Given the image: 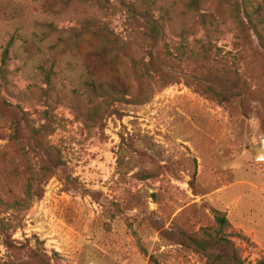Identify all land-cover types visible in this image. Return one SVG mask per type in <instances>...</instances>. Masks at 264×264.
<instances>
[{
	"label": "rangeland",
	"instance_id": "obj_1",
	"mask_svg": "<svg viewBox=\"0 0 264 264\" xmlns=\"http://www.w3.org/2000/svg\"><path fill=\"white\" fill-rule=\"evenodd\" d=\"M214 1L202 9L213 12ZM121 2L0 0V264H205L164 232L208 226L210 209L226 214L227 235L255 264L264 258V168L254 165L264 80H248L246 106L220 104L195 91L198 71L186 60L164 68L172 82L151 75L141 91L123 58L131 94L93 121L89 25L126 40ZM155 2L156 15L170 9L177 27L189 26L180 3ZM216 20L215 45L233 62V24ZM203 38L167 31L166 42L189 48ZM44 144L63 164L48 180Z\"/></svg>",
	"mask_w": 264,
	"mask_h": 264
},
{
	"label": "trees",
	"instance_id": "obj_2",
	"mask_svg": "<svg viewBox=\"0 0 264 264\" xmlns=\"http://www.w3.org/2000/svg\"><path fill=\"white\" fill-rule=\"evenodd\" d=\"M207 1L172 0V5H182L180 17L190 23L185 27L174 24V14L170 9L160 7L162 12L156 15L153 11L155 0L121 2L125 9L124 25L128 34L126 40L117 37L105 26L97 23L89 25L90 50L87 53L91 79L85 83V87L91 102H95L92 107L93 121L106 115L103 111L110 115L114 111L111 108L126 102L127 96L131 94V85L125 79V59L129 63L132 78L141 91L145 85L150 84L151 75L161 79V86L169 84L168 81L172 82L174 76L164 68H173L175 60L183 59L186 60L185 67L193 66V70L198 71L195 77L192 76L195 91L220 104L232 105L237 102L241 107L246 106V100L253 93L248 80H264V9L259 3L253 6L251 0H215V10L211 12L202 9ZM218 18L231 20L233 24V53H228L233 62L225 61L221 55L222 50L215 45L217 39L213 40L220 34L219 22L216 20ZM167 31L175 34L182 42L199 31L203 32L204 38L195 40L189 48L183 43L174 48L166 42ZM135 46L143 51V56L139 59L135 56ZM137 97L143 100L144 95L139 93ZM243 112L249 116V111L245 108ZM40 147L43 153L40 170L48 180L53 176L51 170H55L57 164H63L57 159L56 164L53 162L54 149L48 144ZM52 164L56 166L53 167ZM30 191L31 188L27 187L25 197L31 196ZM152 196L150 195L151 198ZM39 197L40 195L37 196ZM210 213L212 222L208 226L200 227L194 232L180 230L165 231L164 234L175 244L201 255L205 264H245L239 248L226 233L229 228L226 214L215 209H210ZM5 245L9 249L12 246L8 239ZM44 264L48 263L45 261ZM255 264H264V258Z\"/></svg>",
	"mask_w": 264,
	"mask_h": 264
},
{
	"label": "built area",
	"instance_id": "obj_3",
	"mask_svg": "<svg viewBox=\"0 0 264 264\" xmlns=\"http://www.w3.org/2000/svg\"><path fill=\"white\" fill-rule=\"evenodd\" d=\"M254 165L264 168V141L262 142V151L254 157Z\"/></svg>",
	"mask_w": 264,
	"mask_h": 264
}]
</instances>
